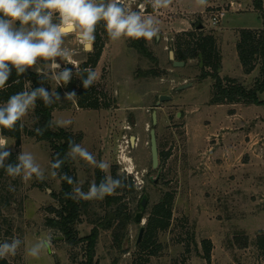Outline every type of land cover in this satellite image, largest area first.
Masks as SVG:
<instances>
[{
  "label": "rangeland",
  "instance_id": "1",
  "mask_svg": "<svg viewBox=\"0 0 264 264\" xmlns=\"http://www.w3.org/2000/svg\"><path fill=\"white\" fill-rule=\"evenodd\" d=\"M207 2L208 8L197 0H172L168 7L154 9L155 0H122L140 13L141 22L149 17L155 21L151 26L158 34L146 41L149 57L133 48V38L104 37L105 22L101 21L104 48L94 69L81 70L93 52L84 49L76 33L62 38V55L38 58L28 67L46 77V92L51 98L57 90L62 92L59 107L52 112L53 126L80 135L78 146L91 156L85 160L72 153L77 178L74 196L83 202L75 224L77 237H87L92 229H99L92 264H264V250L258 244L264 236V106L212 103L214 81L210 77L200 80V61L190 59L184 67L174 68L169 59L178 38L188 40L184 33L197 40L212 38L221 60L219 77L236 80L250 90L260 78V65L246 74L236 45L242 30H262L264 23L253 0ZM218 11H224L225 16L213 25L212 16ZM59 22L54 14L52 24ZM199 24L204 26L202 30L197 29ZM85 73H92L90 83L104 108L94 116L77 105ZM73 82L77 84L72 86ZM188 84L191 86L176 91ZM163 95L172 100L156 110L160 164L154 170L149 130L153 128V107ZM259 100L264 102V93ZM34 111L33 102L21 117L26 131L19 157L30 155L41 178L32 174L24 180L22 169L9 180L10 206L0 203V250L12 264H85L86 243L70 245L51 224L60 209L57 198L61 183L50 163L48 143L27 135L36 124ZM131 137L140 139L139 146L135 140L130 147ZM6 142L7 149L15 150L13 141ZM98 173L108 186L115 185L110 196L121 200L109 203L99 191L95 197L83 199L93 186L97 188ZM158 175L161 178L155 184ZM121 180L126 184H120ZM128 183L133 184V193L116 192L119 187L129 191ZM143 196L148 201L142 223H137L134 218ZM166 197H171L169 225L151 231L148 247L140 249L148 237V220ZM108 219L113 227L102 230L101 223ZM141 227L145 231L137 243ZM14 242V252L4 250V245ZM204 244L210 248V263L204 258Z\"/></svg>",
  "mask_w": 264,
  "mask_h": 264
},
{
  "label": "trees",
  "instance_id": "2",
  "mask_svg": "<svg viewBox=\"0 0 264 264\" xmlns=\"http://www.w3.org/2000/svg\"><path fill=\"white\" fill-rule=\"evenodd\" d=\"M253 5L256 11L261 12V16L264 23V10L263 0H253ZM101 21L95 27L93 36L94 43L92 46V52L89 59L81 65V70L88 68L94 69L100 59L102 50L104 48V42L102 40L100 29ZM104 37H108V33L105 28L103 30ZM183 37L178 38L175 44L172 45L174 49L175 60L178 62H188L190 59L197 58L203 63V69L199 75L200 80L210 77L214 81L212 103L222 104L228 103H244L245 105L264 106V102L259 100V95L264 93V28L262 30H242L239 36V41L236 45V51L242 67L246 74L251 73L257 64L260 65V78L255 82L252 89L246 90L236 80L233 79H221L218 71L220 68V57L215 49V42L212 38L202 37L201 39H195L191 33L182 34ZM181 37V36H179ZM131 45L135 48L139 54L144 57H149L150 53L146 46V40L140 38V40H132ZM201 56V58H199ZM7 67L10 69L9 77L5 82V87L0 89V107L6 106V102L12 96L17 94H23L27 92L29 95L36 89L47 87V80L45 76H42L38 72L30 70L27 66L24 67V72L17 75V68L11 64ZM208 69V70H206ZM92 73H85L80 79L81 89L79 95L76 96L77 105L83 109H89L90 107H97L96 101H92V85L88 83L91 80ZM87 83V87L85 84ZM77 83H72L75 86ZM70 92V87L67 88ZM61 90H57V93L51 98L48 94V102L45 103V99L40 95H37L34 99L35 111L34 116L36 118V124L33 131H28L27 135L36 139L38 142L48 143L51 149L50 163L53 171L57 174L61 183V190L58 196V203L60 209L56 211V220L51 222L52 226L57 228L64 236L65 240L72 246H77L81 243H86L85 251L87 259L85 264H92L95 248L99 237V229H92L89 236L84 238H78L75 224L79 222L80 214L83 207V202L77 200L74 196V187L77 182L76 173L73 168L72 153L73 149L78 146L81 141L80 135H74L60 128H55L52 123V112L59 106V95ZM85 107V108H84ZM39 130V132L37 131ZM26 130L22 125V119H19L14 129L9 130L0 127V139L13 141L15 150L5 149L10 151V156L5 158L3 166L0 167V203L4 206H10V192L8 183L13 177L8 175L7 168L11 165L16 167L20 164L19 160V147L22 143V135ZM58 165V166H57ZM97 188L100 189L101 185L108 186L105 182V177L102 174H97ZM72 183L69 184L68 180ZM126 184L124 180L120 181V184ZM122 186V185H121ZM129 191L116 188V192L120 195H130L134 191L132 183L127 184ZM105 198L110 203L112 201H119L120 198H112L109 194H104ZM171 197H166L156 205L153 212V217L148 220L146 231L148 237H145L144 241L140 244V249H146L148 246L149 238L151 237V231L155 229L164 230L169 225L171 219ZM126 220L130 216L124 217ZM124 219V220H125ZM112 220H106V224L100 225L102 230H109L113 227ZM145 229V228H144ZM259 246L264 250V236H261L258 240ZM205 255L204 258L210 263V248L204 244ZM0 264H12L8 262L3 256L0 257Z\"/></svg>",
  "mask_w": 264,
  "mask_h": 264
},
{
  "label": "clouds",
  "instance_id": "3",
  "mask_svg": "<svg viewBox=\"0 0 264 264\" xmlns=\"http://www.w3.org/2000/svg\"><path fill=\"white\" fill-rule=\"evenodd\" d=\"M171 2L172 0H155L152 7L166 8ZM206 3L207 0H197L199 5H206ZM54 14L59 16V24H52ZM100 21L105 22V30L112 40L124 36L151 41L158 34V29L151 27L155 23L151 17L141 22L140 13L132 11L122 3V0H110V2L105 0H0V89L5 87L9 77L8 64L15 66L17 75H20L25 70L21 66L31 67L38 58L49 60L62 55L59 47L62 38L69 33H76L84 49L91 51L94 43L93 33ZM28 26H31L32 30L29 31ZM55 67L59 66L55 65ZM63 80L67 82V73L63 74ZM90 82L91 80L88 83ZM37 95L43 97L47 104L48 96L43 88L36 89L30 95L24 92L8 99L6 106L0 107V127L14 129L16 122L25 115L27 108ZM6 148L7 142L0 139V167L3 166L4 159L11 154L10 151L5 150ZM73 151L79 153L85 160H91L90 154L79 146ZM19 160L18 166L10 165L7 168L8 175L15 177L20 175L23 169L25 170L24 180H29L32 174L41 178L39 169L33 165L30 155L23 154ZM68 183L71 184L72 181L69 179ZM113 187H115L114 184L109 186L102 184L100 189L93 186L87 195L82 194L83 199L95 197L98 191L101 195H111ZM15 247L16 242L11 246L6 244L4 250L11 248L14 252ZM3 255L4 251L0 250V257Z\"/></svg>",
  "mask_w": 264,
  "mask_h": 264
},
{
  "label": "water",
  "instance_id": "4",
  "mask_svg": "<svg viewBox=\"0 0 264 264\" xmlns=\"http://www.w3.org/2000/svg\"><path fill=\"white\" fill-rule=\"evenodd\" d=\"M204 28V26L202 24H199L197 26V29L198 30H202ZM169 59L172 61V65L174 68H181V67H184V62H178L175 60V56H174V52H170L169 53ZM191 84H188V85H184V86H181V87H178L176 89V91H182L188 87H190ZM171 97L170 96H166V95H163V96H160L159 99H158V102L156 103V107H155V110L154 112L152 113V126H153V129L150 131V154H151V164H152V168L154 170L158 169L159 168V149H158V144H157V137H156V126H157V123H158V117H157V109L164 103L166 102H169L171 101ZM161 178V175H158L157 177V180L155 181V184H157L159 182ZM147 201H148V198L147 196H143L141 202H140V212L136 214L134 220L135 222L137 223H142V220H143V212L146 208V204H147ZM144 227H141L140 228V231H139V236H138V240H137V243H140L141 241V238L144 234Z\"/></svg>",
  "mask_w": 264,
  "mask_h": 264
},
{
  "label": "flooded vegetation",
  "instance_id": "5",
  "mask_svg": "<svg viewBox=\"0 0 264 264\" xmlns=\"http://www.w3.org/2000/svg\"><path fill=\"white\" fill-rule=\"evenodd\" d=\"M199 58H201V56L199 57ZM200 61V65H199V67L200 68H202L203 69V63H202V61L201 60H199ZM185 64V63H184ZM185 66V65H184ZM182 68V67H181ZM201 69V70H202ZM92 88H93V90H92V101L93 102H97L96 104V106L97 107H95V106H93V107H90L89 108V110L93 113V116L97 113V112H101L104 108H102L100 105H99V101H98V99H97V94H96V91H95V87L94 86H92ZM172 100V99H171ZM104 106H105V104H104ZM106 107V106H105ZM155 107H156V104H155V106L153 107V112H154V110H155ZM152 112V113H153ZM157 117H158V115H157ZM95 121V120H94ZM151 124H152V114H151ZM158 124V123H157ZM153 127V126H152ZM153 129V128H152ZM151 129V130H152ZM151 130H149V138H150V131ZM156 137H157V134H156ZM135 140H137V142H138V144H136V146H139V142H140V139L139 138H132L131 137V139H130V143H129V145H130V147L132 148L133 147V145L135 144ZM149 144H150V139H149ZM158 144V143H157ZM159 158H160V156H159ZM159 162H160V159H159ZM160 181V180H159Z\"/></svg>",
  "mask_w": 264,
  "mask_h": 264
},
{
  "label": "built area",
  "instance_id": "6",
  "mask_svg": "<svg viewBox=\"0 0 264 264\" xmlns=\"http://www.w3.org/2000/svg\"><path fill=\"white\" fill-rule=\"evenodd\" d=\"M225 16V12L224 11H221V12H216V14H213L212 16V24L213 25H217L219 23V21L224 18Z\"/></svg>",
  "mask_w": 264,
  "mask_h": 264
},
{
  "label": "crops",
  "instance_id": "7",
  "mask_svg": "<svg viewBox=\"0 0 264 264\" xmlns=\"http://www.w3.org/2000/svg\"><path fill=\"white\" fill-rule=\"evenodd\" d=\"M206 4H208L207 8L210 7V4L207 2ZM151 16V15H150ZM192 24V23H191ZM152 28H154L153 26H151Z\"/></svg>",
  "mask_w": 264,
  "mask_h": 264
}]
</instances>
